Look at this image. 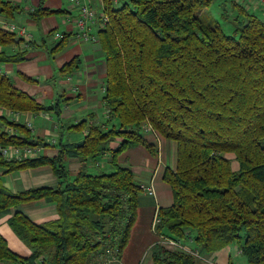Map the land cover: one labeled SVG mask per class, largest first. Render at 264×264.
<instances>
[{"label": "trees", "instance_id": "trees-1", "mask_svg": "<svg viewBox=\"0 0 264 264\" xmlns=\"http://www.w3.org/2000/svg\"><path fill=\"white\" fill-rule=\"evenodd\" d=\"M103 1L107 22L95 38L105 60L104 117L66 128L84 131V137L74 143L56 138L53 157L0 156L5 173L48 165L58 181L56 188L14 193L0 179V214L32 201L54 203L58 213L56 220L36 224L15 211L7 223L31 254H15L0 235V261L103 264L106 249L116 248L119 260L140 188L117 157L136 145L153 151L143 138L149 127L176 144L175 168L163 175L173 201L157 212L158 240L188 245L203 256L236 243L246 264H264V19L238 0H224L219 19L210 8L213 0H125L118 7ZM16 10L0 0V15ZM52 13L39 8L31 17ZM12 41L13 34L0 30V43ZM79 61L69 60L60 72L72 71ZM0 106L55 109L40 106L4 77ZM112 140L118 144L108 148ZM34 144L29 129L0 117V146ZM106 153L111 171L91 172L86 162ZM72 158L82 163L74 176L67 167ZM158 240L151 248L152 264H195L193 253L167 249Z\"/></svg>", "mask_w": 264, "mask_h": 264}, {"label": "crops", "instance_id": "crops-1", "mask_svg": "<svg viewBox=\"0 0 264 264\" xmlns=\"http://www.w3.org/2000/svg\"><path fill=\"white\" fill-rule=\"evenodd\" d=\"M2 1L9 2L18 10L9 17L1 16L24 28L27 36L9 33L13 34V41L0 43V77L6 78L11 87L32 97L40 106H54L55 109L14 111L8 107H0V117L30 130L32 140L38 143L31 146L36 149L35 157H53L58 148L56 143L49 144L47 140L61 138L65 143L78 142L85 132L67 131L66 128L82 119L91 123L104 117L105 110L101 99L105 74L103 52L96 39L75 37L78 9L70 6L67 0ZM85 1L97 14L103 11V0ZM248 4L250 10L264 16V12L256 5ZM39 8L55 13L32 18L31 13ZM100 28L97 20L91 27V34L96 37ZM55 34L66 37L62 48L54 49L61 40ZM75 57L80 60L78 66L72 68V71L60 72L62 66ZM13 113L17 115L16 120ZM2 128L19 135L14 127L3 125ZM143 138L152 145L153 151L136 145L120 153L117 160L121 166L130 168L139 186L151 183L155 195L152 197L142 191L138 192L136 217L130 228L128 241L115 264H152L151 248L158 240L153 233L152 222L158 210L169 207L173 201L171 188L164 181L163 175L166 169L175 168L176 144L149 127L144 129ZM117 144L118 140H112L108 148H114ZM230 155L234 157L233 154ZM109 162L110 153H106L88 160L86 164L91 172L107 173L112 169ZM234 162L231 161L232 169L237 170L238 163L236 160ZM81 164L76 158L67 160V167L72 176L77 173ZM0 179L3 186L14 193L37 187L56 188L58 185L48 165L10 173H5L0 167ZM15 211L23 213L36 224L54 221L58 218V213L54 203L32 201L12 208L9 214H0V235L7 242L9 249L19 256L28 257L31 254L30 247L7 223ZM186 248L191 249L188 245ZM241 256L245 259L239 245L232 243L206 256L198 255L195 257V264H229L230 261L233 264H246V260L244 262Z\"/></svg>", "mask_w": 264, "mask_h": 264}, {"label": "built area", "instance_id": "built-area-1", "mask_svg": "<svg viewBox=\"0 0 264 264\" xmlns=\"http://www.w3.org/2000/svg\"><path fill=\"white\" fill-rule=\"evenodd\" d=\"M71 3V6L78 9V16H77V31L75 33V37L77 39H89L92 38V40H95V36L91 34V27L95 24V22L98 20L100 27L102 28L104 24L107 22V15L105 12V7L103 5V11L99 14L96 13V11L90 6L89 3H87L85 0H68ZM113 7H118L121 5L122 2L125 0H108ZM241 3H253L256 5L261 11L264 12V0H238ZM0 30L3 32L18 34L22 36H27L24 28L18 27L17 25L11 23L6 18L0 15ZM55 36L59 39H61L63 36L60 34H55ZM1 73V69H0ZM1 109L4 108V106H0ZM5 109V108H4ZM9 109V108H8ZM12 110V109H11ZM15 111V110H14ZM10 113V112H9ZM14 114V119H17V115ZM49 144H52L55 142V138H51L50 140H47ZM0 156L3 159L6 160H15V159H24L27 157H35L36 156V149L31 146H16V145H6V146H0ZM140 191L144 192L145 194L149 196L155 195L154 187L151 183L141 184L139 186ZM159 224V218L158 215L154 217L152 222V230L155 233L156 226ZM160 243L162 245H165L169 247L170 249H182L186 252H191L194 254V257H197L198 254L195 252H192L190 249H187L186 246L181 245L180 243L173 241L171 239L166 238H159ZM106 256L103 258V264H115L118 261V254L119 250L116 248L114 250H108L106 249ZM0 264H19L17 262H6V261H0Z\"/></svg>", "mask_w": 264, "mask_h": 264}, {"label": "rangeland", "instance_id": "rangeland-1", "mask_svg": "<svg viewBox=\"0 0 264 264\" xmlns=\"http://www.w3.org/2000/svg\"><path fill=\"white\" fill-rule=\"evenodd\" d=\"M224 0H213V3L211 4L210 8H211V11L212 13L215 15L216 18H220V13H221V9H224L226 8L227 4H223ZM68 4L71 6V3L67 0ZM230 10V9H229ZM263 12V11H262ZM257 15L261 18V19H264V16H262L260 13H257ZM225 30H226V27H225ZM93 33H95L93 30H92ZM230 156V159L232 162L235 161L234 157L232 155H228ZM235 164V162H234ZM164 246L165 248L167 249H170L169 247L165 246V245H162ZM242 258V256H241ZM41 260V259H40ZM242 260L244 261L245 259L242 258ZM245 262V261H244Z\"/></svg>", "mask_w": 264, "mask_h": 264}]
</instances>
